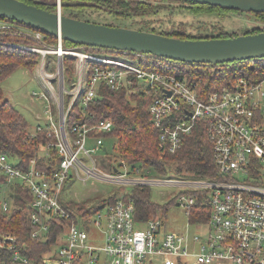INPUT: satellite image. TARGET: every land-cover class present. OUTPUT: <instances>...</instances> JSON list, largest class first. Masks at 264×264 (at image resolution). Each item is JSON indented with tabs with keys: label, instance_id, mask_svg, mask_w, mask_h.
Returning a JSON list of instances; mask_svg holds the SVG:
<instances>
[{
	"label": "built area",
	"instance_id": "built-area-1",
	"mask_svg": "<svg viewBox=\"0 0 264 264\" xmlns=\"http://www.w3.org/2000/svg\"><path fill=\"white\" fill-rule=\"evenodd\" d=\"M15 26L0 18V30ZM17 27V33L32 43H6L40 54L39 77L50 95L31 134L47 129L49 135H55L56 141L48 143L42 155L52 158L50 148L54 146L62 158L58 168L48 172L35 168L34 158L31 168L24 170L0 153V169L9 182L27 187L32 195L27 209L34 225L33 238H48L51 218L67 223L39 261L21 251L15 236H3L12 253L0 264H93L99 260L108 264H264V66H252L250 74L204 92L186 73L151 67L152 54L114 49L116 53L102 54L104 48L92 51L81 44L66 46L60 35L52 41L42 30ZM118 51L124 55H116ZM67 56L74 59L70 86L65 73ZM134 82L137 90L151 96L148 110L159 130L162 150L176 152L195 119H203L216 164L227 178L161 175L125 158L106 165L96 154H108L102 134L113 130V119L76 121L68 128L74 106L87 113L102 85L117 90ZM97 183L181 186L179 198L187 216L197 200L189 191L207 190L211 213L207 221L197 224L198 228L207 224L209 229L200 233L199 228L196 234L167 229L161 215L140 222L135 218V202L123 195L114 202L100 200L94 212L82 211L74 217L66 205L69 190L76 184ZM74 197L81 200L78 191ZM9 202H2L4 210L11 211ZM92 230L104 234V245L93 241Z\"/></svg>",
	"mask_w": 264,
	"mask_h": 264
},
{
	"label": "trees",
	"instance_id": "trees-1",
	"mask_svg": "<svg viewBox=\"0 0 264 264\" xmlns=\"http://www.w3.org/2000/svg\"><path fill=\"white\" fill-rule=\"evenodd\" d=\"M37 4L50 11H57L58 0H26ZM70 1V0H64ZM84 1L85 4H74L62 6L75 8L70 16L82 19L78 13L87 10H95L99 13L110 14L114 18L128 19L130 27L142 30L159 32L168 36L180 38H211L229 37L238 35L229 32L224 27L222 19L226 16L251 15L259 23H264V12L247 11L226 8L211 3H200L190 0H73ZM175 2L179 4L174 5ZM89 3V4H87ZM178 10V11H176ZM192 16V19H175L173 13ZM63 14H65L63 12ZM67 15V14H66ZM11 24L22 28L29 26L16 20L3 16ZM171 23V24H170ZM202 27L212 30L211 34L194 33L188 30ZM264 30L254 27L249 32ZM13 31V32H10ZM50 40L57 39L56 36L48 34ZM6 42L32 43L31 39L22 38L14 33V30H0V153L6 154L8 160L17 167L28 170L31 168V159H35V168L48 172L55 171L61 161V156L53 146L50 148L52 158L43 156L42 152L46 145L56 141L55 135H49L47 129L37 131L32 135L29 130V122L25 115L5 97L1 82L18 67L24 66L32 69L38 62V52L13 46ZM66 46L78 45L65 40ZM87 50H97V47L83 45ZM151 67L163 71L188 74L190 79L197 80L204 92L221 87L228 82H234L240 75H248L252 66L260 63L256 59H243L227 61L224 63H189L183 61H171L164 57L150 56ZM264 59V58H263ZM262 58L260 60H263ZM254 61V62H252ZM254 63V64H252ZM66 76L68 81L73 78L74 59L65 57ZM260 67V66H259ZM137 82L131 87L112 89L102 85L99 96L90 102L87 113H82L79 105H75L68 116V128L76 121H95L111 118L114 121L113 130L103 133V137L115 138L114 147L119 158H125L130 164H140L152 168L157 174L166 175L176 173L190 177H205L212 179L227 178L218 168L213 144L207 136L206 123L203 119H195L191 132L182 135V145L176 152H164L159 143V130L154 126L149 114L151 96L142 90H137ZM109 147V143L105 141ZM13 158L15 161H13ZM4 185L11 188L8 201L12 203L11 211L2 207L1 190ZM125 188V187H121ZM190 194L196 195L197 200L190 208L188 220L191 223L203 222L209 219L211 213L210 195L207 190H191ZM121 195L132 198L136 205L135 218L145 222L155 218L163 212L168 213L169 205H162L152 198L151 187L131 186L128 193H112L101 202H114ZM32 195L27 187L18 182H9V178L0 169V260L8 258L12 250L8 248L9 242L3 236L13 235L17 246L35 261H39L44 252L48 251L55 243L57 236L65 230L67 220L51 218L49 221L50 231L48 238L36 239L32 236L34 228L32 219L28 213L27 205ZM85 200L70 199L66 202L67 207L75 217L77 213H92L98 206L88 208Z\"/></svg>",
	"mask_w": 264,
	"mask_h": 264
},
{
	"label": "water",
	"instance_id": "water-1",
	"mask_svg": "<svg viewBox=\"0 0 264 264\" xmlns=\"http://www.w3.org/2000/svg\"><path fill=\"white\" fill-rule=\"evenodd\" d=\"M190 1L264 12V0ZM85 3L58 0L57 11H50L26 0H0V16L54 36L60 35L73 43L104 49L140 51L175 61L216 64L264 58V30L229 37L180 38L133 27L91 22L60 12L64 5ZM103 206L100 205L101 208Z\"/></svg>",
	"mask_w": 264,
	"mask_h": 264
},
{
	"label": "rangeland",
	"instance_id": "rangeland-1",
	"mask_svg": "<svg viewBox=\"0 0 264 264\" xmlns=\"http://www.w3.org/2000/svg\"><path fill=\"white\" fill-rule=\"evenodd\" d=\"M179 4L178 2H175L174 5ZM178 11V10H176ZM63 12L67 15H70L71 12H76L77 10L75 8H65ZM62 12V13H63ZM173 17L175 19H192V16L188 15H182L179 13H173ZM78 15L85 20L96 22V23H105L115 26H125L130 27V21L128 19H116L114 16L110 14H104L99 13L95 10H87L84 13H78ZM222 23L224 24V27L229 32H236L238 34H243L247 31H251L254 27H261L264 28V23H259L258 20H256L251 15H239L236 16L233 14L232 16H226L222 19ZM171 24V23H170ZM194 30H188L190 32H194L196 34L203 33L204 35L211 34L212 30L210 29H203L202 27L197 28L194 27ZM12 30H14V33H17L18 27H12ZM13 32V31H10ZM20 35L19 33H17ZM22 38L29 39L23 35ZM19 43V42H16ZM95 51V50H94ZM111 49H103L99 53L102 54H111ZM116 55H124L123 52L118 51ZM261 59V58H260ZM256 59L255 62L260 63L262 66H264V59L260 60ZM254 62V61H252ZM150 63V62H149ZM254 64V63H252ZM38 63L32 68L29 69L27 67L21 66L15 69L10 75H8L6 78L3 79L1 82L4 95L6 98H8L16 108H18L26 117V119L29 122V130L34 133L36 131L37 123L39 121L38 115H40L43 112L45 103H48L50 100L49 93H45V86L42 83L40 77H39V68ZM68 86H70V81H68ZM43 97L40 95L43 94ZM67 100H69V96H67ZM45 102V103H44ZM55 111V108H54ZM105 138V141L109 143V150L108 154H106L103 151H100L97 153V157L99 160L106 162V165H109V163L116 164L119 162V155L117 151H115L114 147L116 145V139L115 138ZM13 158V161H15ZM243 177V176H241ZM129 187L122 188L118 185H113L110 183H97L95 186H87L83 187L79 184L74 185L73 190H69L68 194L70 199L74 198V194L76 191L79 192V197L81 200H85L84 204L88 208L96 207L98 206V203L103 198L108 197L112 193L119 192V194L124 193L126 190H128ZM183 187L181 186H152L151 187V193L152 198L162 204H170L169 210L166 215H164L163 212H160L159 214L163 216L165 220V224L167 229H172L176 231L181 230H188L190 234H196L199 232V228L201 229L200 233L203 231H207L209 229V226L207 224H202L198 228L197 223H190L188 220V216L185 212V208L180 203L179 196L183 192ZM11 188L8 185H4L1 190V198L2 200H8V196L10 194ZM10 203V202H9ZM11 205V204H10ZM94 214H91V217L93 218ZM92 237L93 241L96 244L104 245L105 244V236L100 231H93L92 230ZM93 264H108V262L104 260H99ZM191 264V263H188ZM229 264V263H228Z\"/></svg>",
	"mask_w": 264,
	"mask_h": 264
}]
</instances>
